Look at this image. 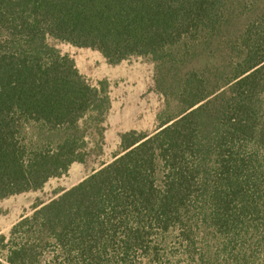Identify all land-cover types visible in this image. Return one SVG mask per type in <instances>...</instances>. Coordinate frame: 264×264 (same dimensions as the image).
Masks as SVG:
<instances>
[{"label": "trees", "instance_id": "obj_1", "mask_svg": "<svg viewBox=\"0 0 264 264\" xmlns=\"http://www.w3.org/2000/svg\"><path fill=\"white\" fill-rule=\"evenodd\" d=\"M237 1L0 0V199L42 189L103 143L107 86L49 40L171 67ZM232 47L218 87L186 73L155 132L122 134L112 163L0 236V264H264V11Z\"/></svg>", "mask_w": 264, "mask_h": 264}, {"label": "rangeland", "instance_id": "obj_2", "mask_svg": "<svg viewBox=\"0 0 264 264\" xmlns=\"http://www.w3.org/2000/svg\"><path fill=\"white\" fill-rule=\"evenodd\" d=\"M238 1L213 40L196 45L187 62L177 57L176 61L180 58L181 62L171 67L151 57L137 56L112 65L97 50L49 40L62 55L74 60L79 73L91 85L107 86L112 105L102 125L104 139L101 144L100 138L94 136L86 161L72 164L66 174L50 179L42 189L0 199V236L9 237L21 217L32 214L35 207L57 199L104 165L112 163L122 152V134L133 130L146 134L155 132L159 117L167 118L169 112L164 91L176 94L174 89L186 73L199 72L208 78L210 90L218 87L224 81L228 61L236 57L232 47L234 39L264 11V0ZM170 103L171 114L178 113L177 101L170 99Z\"/></svg>", "mask_w": 264, "mask_h": 264}]
</instances>
